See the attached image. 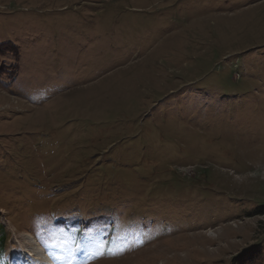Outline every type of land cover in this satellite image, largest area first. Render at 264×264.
<instances>
[{
	"label": "rangeland",
	"instance_id": "rangeland-1",
	"mask_svg": "<svg viewBox=\"0 0 264 264\" xmlns=\"http://www.w3.org/2000/svg\"><path fill=\"white\" fill-rule=\"evenodd\" d=\"M3 42L0 264H260L264 0H0Z\"/></svg>",
	"mask_w": 264,
	"mask_h": 264
},
{
	"label": "trees",
	"instance_id": "trees-1",
	"mask_svg": "<svg viewBox=\"0 0 264 264\" xmlns=\"http://www.w3.org/2000/svg\"><path fill=\"white\" fill-rule=\"evenodd\" d=\"M6 44V42L0 43V46ZM14 55H16L14 53ZM20 69L18 67V64H14V65H5V64H0V79L6 78L11 79L12 76L14 75V72H18ZM17 72L15 73V75L17 74ZM113 230H115V228H113ZM83 231V228H79L77 230V234H81ZM114 237L110 236L107 240L106 243V252L110 251L112 248V243H113ZM8 241V236L6 233V229L5 226L3 224L0 223V252L3 253L6 250V244ZM262 253V252H261ZM260 256V255H259ZM264 258V257H263ZM258 258L256 257L254 259V261H256ZM264 260V259H263ZM263 260L260 262V264H263ZM6 263V262H5ZM8 264V263H6Z\"/></svg>",
	"mask_w": 264,
	"mask_h": 264
},
{
	"label": "bare ground",
	"instance_id": "bare-ground-1",
	"mask_svg": "<svg viewBox=\"0 0 264 264\" xmlns=\"http://www.w3.org/2000/svg\"><path fill=\"white\" fill-rule=\"evenodd\" d=\"M29 237L31 238L32 235H31V236L29 235ZM33 241H35V240H33ZM33 241H31V244H32L31 246H33V243H32ZM37 244L39 245V243H37ZM38 245H37V247H38V248H37L38 251H39V250H43V247H41V245H39V246H38ZM30 251L32 252V249H31ZM31 254H32V253H31ZM31 254H30V255H31ZM36 258H38V259L42 262V264H49L48 262H46V260H45V258L43 257V254H42V253H38V255L36 256ZM36 260H37V259H36Z\"/></svg>",
	"mask_w": 264,
	"mask_h": 264
},
{
	"label": "snow or ice",
	"instance_id": "snow-or-ice-1",
	"mask_svg": "<svg viewBox=\"0 0 264 264\" xmlns=\"http://www.w3.org/2000/svg\"><path fill=\"white\" fill-rule=\"evenodd\" d=\"M99 255H102L103 253L101 252V253H98Z\"/></svg>",
	"mask_w": 264,
	"mask_h": 264
}]
</instances>
